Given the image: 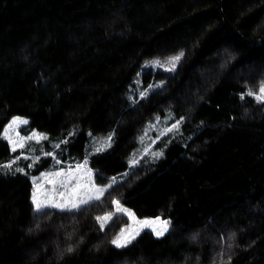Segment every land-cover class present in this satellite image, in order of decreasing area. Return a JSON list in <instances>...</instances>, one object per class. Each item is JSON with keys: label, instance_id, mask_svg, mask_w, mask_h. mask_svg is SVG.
I'll use <instances>...</instances> for the list:
<instances>
[{"label": "trees", "instance_id": "16d2710c", "mask_svg": "<svg viewBox=\"0 0 264 264\" xmlns=\"http://www.w3.org/2000/svg\"><path fill=\"white\" fill-rule=\"evenodd\" d=\"M180 53L136 91L145 62ZM261 87L264 0H0V264H264ZM15 115L65 151L113 132L90 164L98 182L124 178L77 209L35 210L2 137ZM118 203L171 227L117 247L129 216L97 217Z\"/></svg>", "mask_w": 264, "mask_h": 264}, {"label": "rangeland", "instance_id": "374dc122", "mask_svg": "<svg viewBox=\"0 0 264 264\" xmlns=\"http://www.w3.org/2000/svg\"><path fill=\"white\" fill-rule=\"evenodd\" d=\"M171 58H152L144 63L135 77L136 91L140 95H147L162 84L161 80L155 78H151L148 83H145L144 71L150 67H163L169 70L172 68ZM256 95L261 94L259 92ZM29 121L27 116H13L5 125L2 137L9 142L13 151L11 166L17 171L30 172L31 174L32 200L33 195H36L42 204H62L65 207L59 209H77L72 205L77 204L81 207L84 205L81 201L89 202L95 200V197H103L113 184L124 178L125 174H119L112 176L106 183L98 182L97 169L90 164L92 153L97 150L105 151L112 147L114 144L113 132L104 136L88 134L80 150L65 151L62 150L65 144L63 141H57V138L51 139L49 134L44 131L29 129ZM40 166L42 167L37 172H31ZM97 189H104V191L101 193ZM117 212L126 213L130 220L114 239L118 236L123 239L133 236L137 238L145 230H151L155 234L163 231V235H165L171 227L169 219L161 215L140 216L133 207L123 203H118L114 211L100 215L99 217H107L100 220L101 225L105 226ZM164 221H168V224L165 225ZM134 239H131V242Z\"/></svg>", "mask_w": 264, "mask_h": 264}, {"label": "snow or ice", "instance_id": "6c2138e0", "mask_svg": "<svg viewBox=\"0 0 264 264\" xmlns=\"http://www.w3.org/2000/svg\"><path fill=\"white\" fill-rule=\"evenodd\" d=\"M183 55H184L183 53H180L179 55H176V56L171 58L170 63L172 64V68H170L169 71H174L175 70V65L180 61V59L182 58ZM259 92H260L261 95H258L256 98L258 100L264 101V87H261L259 89ZM247 94L248 95H253V93H251V92H249ZM17 119H19V118H17ZM24 123H26V121H24ZM174 127H175V125H174ZM157 155H162V153L157 154ZM57 175H59V174L57 173ZM97 191L102 193L104 191V189H97ZM95 198L99 199V197H95ZM33 201H34V209L37 210V211H39L42 207H50V206H54V207H57V208L65 207V205H62V204H51V203L42 204L39 201V199H38V197L36 195H33ZM81 203L82 204H86V203H88V201H81ZM72 206L74 208H78L79 207V205H77V204H73ZM105 218H107V217H97V220H102V219H105ZM163 223L165 225H167L168 221H164ZM164 230L166 231L167 228L165 227ZM163 234H164L163 231H159V232L156 233V235H158V236H161ZM134 238L135 237L133 236V237H131L129 239H123L121 236H118L116 239H114L112 241V243L115 244L117 247H125L127 244L131 243V239H134ZM68 251L71 252L72 249L69 248Z\"/></svg>", "mask_w": 264, "mask_h": 264}]
</instances>
